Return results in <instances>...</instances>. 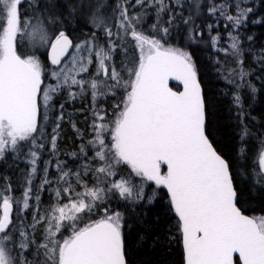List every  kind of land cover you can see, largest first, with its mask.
<instances>
[{
    "label": "snow or ice",
    "instance_id": "snow-or-ice-1",
    "mask_svg": "<svg viewBox=\"0 0 264 264\" xmlns=\"http://www.w3.org/2000/svg\"><path fill=\"white\" fill-rule=\"evenodd\" d=\"M22 2L0 0V158L8 150L19 151L21 142L31 143L33 149L37 147L35 134L40 127L41 93L45 119L53 94H58L63 88L69 89L72 99L77 95L71 91L73 86H79L81 92L90 88L93 102L106 94L100 90V85L106 84V81L77 79L88 68L83 63V57L77 61L75 56L71 67L65 66L58 71L54 69L51 76L56 83L42 89L41 63L35 57L23 59L17 54L18 36H27L30 41L38 40L42 45L50 44V60L54 66L61 64L62 57L73 44L64 31H59L54 40L50 39L48 25L56 23L55 15L47 19L43 15H34L22 21L19 13ZM150 2L160 5L158 15L164 10V0ZM137 3L143 5L144 0H137ZM69 7L71 13L79 10L93 27L109 37L107 47L98 44L95 39L75 47L78 52L86 50L90 57L94 55L97 76L102 73L106 79L115 82L110 87L118 86L120 73L115 67L110 70L106 64L111 60L115 46L110 39L113 33L101 12L103 3L101 0H80L79 8L76 5ZM117 7L120 8V20L116 27L125 34L131 31L140 58L138 66L130 71V79L125 82L127 95L122 107L116 105L113 126L109 128L108 123L93 124L95 137L89 143L96 149V158L105 162L96 171L105 177H114L117 174L115 167L124 164L130 168L131 175L167 190L182 234L184 264H234V254H238L239 264H264V217L250 218L242 214L237 206L230 163L214 147L207 134L206 104L192 57L187 52L164 47L158 40L137 32L131 21L139 22V18L130 17L126 9L120 5ZM218 10L214 5L210 12ZM251 11V8L241 9L235 16L221 11V15H225L234 28H239ZM184 23L187 24L188 20ZM162 31L167 34L168 29L165 27ZM96 35L93 33L94 38ZM229 37L232 40L230 47L239 56V41L231 33ZM212 42L215 47L217 37H213ZM88 63L92 60L89 59ZM245 75L241 69V79ZM169 79L180 81L183 91H172L168 87ZM252 90L255 91L254 88ZM235 102L239 106V95L235 97ZM60 107L63 109L64 106ZM96 119L104 121V116L96 113ZM62 120L61 114L52 129L53 152ZM108 131L112 139L110 160L105 153L103 138ZM81 151H84L83 147ZM29 156L31 171L22 198L9 195L10 186L0 189V264H30L24 253L35 241L29 240L23 228L16 230L19 241L13 234L14 206L20 214L30 208L31 183L37 171L39 154L30 150ZM162 165H166V173L162 172ZM44 171L46 177L48 169ZM259 173L257 183L264 184V153L259 158ZM67 176V172L61 171L59 179L64 181ZM49 183L45 178L40 185L41 190ZM109 183L107 188L85 186V191L79 193V198L75 200L71 197V186L66 187L63 195L69 196L67 204L57 203L45 215H40L38 211L33 213L32 229L35 230L37 224L45 225L44 242L37 245V254L43 249L52 264H126L121 213L108 214L105 210L106 214L101 219L83 228L76 227L81 214L91 212L96 202L105 198L106 192L115 191L122 199H133L136 186L131 179L121 177ZM142 191L141 186L139 192ZM61 195L60 191L56 192L57 198ZM140 198L137 194L136 199ZM35 199L39 202L40 196L37 194ZM66 223L72 234L61 241L57 233ZM17 248L19 252H16Z\"/></svg>",
    "mask_w": 264,
    "mask_h": 264
},
{
    "label": "trees",
    "instance_id": "trees-1",
    "mask_svg": "<svg viewBox=\"0 0 264 264\" xmlns=\"http://www.w3.org/2000/svg\"><path fill=\"white\" fill-rule=\"evenodd\" d=\"M35 3L31 18L34 15H43L44 18L55 15L57 19L53 27L57 26L56 31H64L74 44L95 39L98 44L107 47L109 37L104 31L93 27L87 18L77 17L79 10L71 13L69 5L79 8L80 0H35ZM117 5L125 6L130 17L139 18V22L131 21L137 32L158 40L164 47L180 49L192 57L206 104L207 134L214 147L230 163L237 206L242 213L253 218L264 217V184L257 183L260 173L256 167L257 157L264 146V0H164V10L159 15L160 5L150 0H144L143 5L138 4L137 0H105L101 12L108 19L106 24L113 33L110 39L115 46L107 65L110 70L115 67L120 73V84L110 87L115 82L108 79L105 85L108 94L98 102H93L90 88L81 92L79 86H73L71 91L77 94L75 99L69 96L68 88L61 89L58 94H53L49 102L47 119L44 109L41 111L40 127L35 136L37 147L33 149L31 143L21 142L19 151L8 150L0 158V189L10 186L11 192L8 194L19 199L28 186L27 176L31 171L29 152L35 150L39 154L37 171L31 183L30 208L23 214L17 209L13 210V234L16 240H20L16 230L23 228L29 240L35 241L24 253L30 264H52L43 249L37 254V245L44 242L45 225L37 224L33 230V213L38 211L40 215H45L53 205L67 204L69 196L63 195L66 187L71 186V197L75 200L79 198V193L85 191V186L107 188L109 181L121 177L131 179L136 186L133 199H122L116 192H106L105 198L97 201L91 212L81 214L76 227L83 228L101 219L106 214L105 210L108 214L119 212L122 216L126 264H183L179 222L166 193L152 183L131 175L130 168L124 164L115 167L117 174L114 177H105L96 171L105 162L96 158V149L89 143L95 137L93 124L108 123L111 128L116 105H121L127 95L125 82L130 79V71L138 66L140 58L131 31L125 34L116 27V20L120 19ZM214 5L220 10L211 13ZM248 8L252 11L239 28H234L226 16L221 15L223 11L235 16L239 10ZM185 20H188L187 24ZM165 27L167 34L162 31ZM93 33L97 34L95 38ZM229 33L239 41V56L230 47L232 40ZM213 37H217L215 47ZM45 52V49L36 47L17 48L22 58L36 55L43 69L51 71L53 69L47 62ZM89 59L92 63H89L85 77H81L86 81L92 80L91 74L97 68L95 56ZM241 69L246 74L243 79L240 77ZM237 95L240 97L239 106L235 102ZM60 105L64 106L63 109ZM96 113L103 115L104 121H98ZM61 114L63 120L60 121L56 150L53 152L52 129ZM40 132L43 134L41 138ZM103 138L105 153L110 160V132H105ZM45 168L48 169L46 177ZM61 171L68 173L64 181L59 179ZM45 178L50 183L41 190L40 185ZM141 186L142 193L139 192ZM57 191L62 193L59 198L56 197ZM37 194L40 196L39 202L35 199ZM137 194L142 198L136 199ZM71 234V228L66 223L57 233V238L62 241ZM19 251L17 248L16 252Z\"/></svg>",
    "mask_w": 264,
    "mask_h": 264
},
{
    "label": "rangeland",
    "instance_id": "rangeland-1",
    "mask_svg": "<svg viewBox=\"0 0 264 264\" xmlns=\"http://www.w3.org/2000/svg\"><path fill=\"white\" fill-rule=\"evenodd\" d=\"M101 2L103 3V5L105 6V0H101ZM34 6H36V3H35V0H23V2L21 3V5L19 6V13H20V17H21V20L22 21H24V20H28L29 18H31V12H33V7ZM104 8V7H103ZM101 11H103L102 9H101ZM77 15V17H79V18H86V17H84V16H81V15H79V13H77L76 14ZM119 17H120V14H119ZM106 18V17H105ZM45 19H47V18H45ZM120 19H118V20H116L117 22L119 21ZM108 22V19H106V23ZM53 25L54 24H50V25H48V33H49V37H50V39H52V40H54L55 39V36L56 35H58V33H59V31H62V30H55V27H57V26H55V27H53ZM120 30V29H119ZM122 31V30H121ZM77 44H84V42H78V43H75L74 45H73V47H72V50H71V52H70V54L72 55V58H73V56H75L76 57V59H77V61H80L81 60V58L83 57V63L87 66V68L89 67V63L87 64V60L89 59V53H88V51H86V50H81V51H77V49H76V47H75V45H77ZM49 45V44H48ZM48 45H42L38 40H34V41H30L29 40V38L27 37V36H25V37H20V36H18V38H17V41H16V47L17 48H19V47H26V48H28V47H36V48H40V49H45V51L47 50V48H48ZM136 46H137V44H136ZM138 49V48H137ZM46 53V52H45ZM138 53H139V55H140V51H139V49H138ZM69 54V56L71 57V55ZM46 55V54H45ZM68 56V58L66 59V60H64L63 61V63L60 65V67H58V68H56L55 70H59L60 68H63V67H65V66H68V67H71V61L70 60H72V58H70ZM30 57V56H29ZM31 57H35V58H37L36 57V55L35 56H31ZM28 58V57H27ZM27 58H23V59H27ZM70 58V59H69ZM38 59V58H37ZM39 60V59H38ZM40 61V60H39ZM40 63H41V61H40ZM95 63H96V60H95ZM106 64H107V61H106ZM41 66H42V64H41ZM96 67H97V63H96ZM42 69H43V67H42ZM54 70V69H53ZM53 70H51V71H49V70H45V69H43V72H42V78L44 79V85L42 86V89L43 88H47V86L48 85H54L55 83H56V81L55 80H53L52 79V76H51V73H52V71ZM85 75H86V72H82V73H80V75L79 76H77V79H81V77H85ZM95 78L96 80H98V81H106V84H107V80L108 79H106V77H104V75L101 73V75H99V76H97V68H96V72L94 73V74H91V77L90 78ZM92 78V79H93ZM69 83H70V81H69ZM106 84H101L100 85V90L102 91V92H104V93H106L105 95H100L98 98H97V100H96V102H98V100H101V98L102 97H105L107 94H108V91H106V88H105V85ZM91 90V89H90ZM122 102H123V100H122ZM121 107H122V103H121ZM40 109H41V111H43V109H44V106H43V96H42V93H41V106H40ZM48 110H49V108L47 109V112H48ZM44 113H45V109H44ZM104 119H105V117H104ZM114 120H115V115H114V118H113ZM112 126H113V123H112ZM111 126V127H112ZM110 132V131H109ZM108 133V132H107ZM37 134V133H36ZM36 134H35V136H36ZM43 136V134H42V132H40V134H39V138H41ZM110 137H111V133H110ZM262 153H264V146L262 147V149L260 150V153H259V156L257 157V160H256V167H257V171L259 172V158H260V155L262 154ZM110 187V186H109ZM113 192H115V191H113ZM116 193H118V192H116ZM119 194V193H118ZM11 195V194H10ZM0 203H2V198H0ZM14 209H16V207L14 206ZM102 218V217H101ZM84 226H86V225H84Z\"/></svg>",
    "mask_w": 264,
    "mask_h": 264
},
{
    "label": "water",
    "instance_id": "water-1",
    "mask_svg": "<svg viewBox=\"0 0 264 264\" xmlns=\"http://www.w3.org/2000/svg\"><path fill=\"white\" fill-rule=\"evenodd\" d=\"M124 9H125V7H124ZM66 36L69 38V40H71L72 41V44L74 45V42H73V40H72V38L71 37H69L67 34H66ZM71 49H72V47L71 48H69L68 49V53L67 54H65L63 57H62V59H61V63L64 61V59L68 56V54L70 53V51H71ZM50 52H51V46L49 45V47H48V49H47V53H46V59H47V62L49 63V65L52 67V68H58L60 65H57V66H54V65H52V63H51V60H50ZM178 87V89H175V88H173V87ZM168 87L172 90V91H176V92H182L183 91V85H182V83L180 82V81H178V80H175V79H169V81H168ZM40 117V116H39ZM38 120H39V118H38ZM162 167L164 168V173H166V171H167V167H166V165H162L161 166V169H162ZM153 185H155L153 182H151ZM156 186V185H155ZM160 189H162L165 193H166V195L168 196V194H167V190L165 189V188H162V187H160ZM235 189V188H234ZM169 198V197H168ZM174 212V211H173ZM174 214H175V212H174ZM242 214H244V213H242ZM244 215H246V214H244ZM176 216V215H175ZM246 216H248V217H250L249 215H246ZM177 219H178V217H176ZM250 218H253V217H250ZM181 246H182V251H183V245H182V234H181ZM236 260L238 261V264H239V258H238V254H234V264H236ZM183 264H184V261H183Z\"/></svg>",
    "mask_w": 264,
    "mask_h": 264
}]
</instances>
